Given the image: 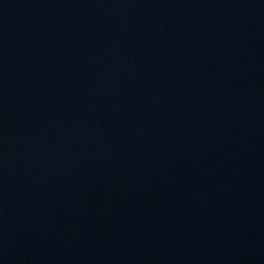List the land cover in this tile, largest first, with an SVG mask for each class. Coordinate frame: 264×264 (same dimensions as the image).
Here are the masks:
<instances>
[{
	"label": "water",
	"instance_id": "95a60500",
	"mask_svg": "<svg viewBox=\"0 0 264 264\" xmlns=\"http://www.w3.org/2000/svg\"><path fill=\"white\" fill-rule=\"evenodd\" d=\"M0 264H264V0H0Z\"/></svg>",
	"mask_w": 264,
	"mask_h": 264
}]
</instances>
